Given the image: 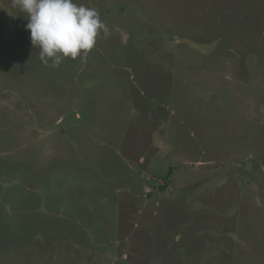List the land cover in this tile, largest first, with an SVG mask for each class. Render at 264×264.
Instances as JSON below:
<instances>
[{"label": "rangeland", "instance_id": "374dc122", "mask_svg": "<svg viewBox=\"0 0 264 264\" xmlns=\"http://www.w3.org/2000/svg\"><path fill=\"white\" fill-rule=\"evenodd\" d=\"M0 264H264V0H0Z\"/></svg>", "mask_w": 264, "mask_h": 264}]
</instances>
